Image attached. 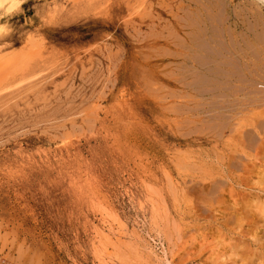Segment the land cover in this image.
Returning <instances> with one entry per match:
<instances>
[{
  "label": "rangeland",
  "instance_id": "374dc122",
  "mask_svg": "<svg viewBox=\"0 0 264 264\" xmlns=\"http://www.w3.org/2000/svg\"><path fill=\"white\" fill-rule=\"evenodd\" d=\"M14 2L0 7V264H264V115L261 147L245 132L264 113V7Z\"/></svg>",
  "mask_w": 264,
  "mask_h": 264
},
{
  "label": "bare ground",
  "instance_id": "6f19581e",
  "mask_svg": "<svg viewBox=\"0 0 264 264\" xmlns=\"http://www.w3.org/2000/svg\"><path fill=\"white\" fill-rule=\"evenodd\" d=\"M75 1H76V0H75ZM208 1H209V0H208ZM254 1H255V0H254ZM256 1H258V0H256ZM6 2H11L9 6H11L12 3H15L14 0H0V7H2L3 4H5ZM79 2H80V1H79ZM197 3H198V2H197ZM7 5H8V4H7ZM5 7H6V6H5ZM12 7H13V6H12ZM263 7H264V6H263ZM3 8H4V7H3ZM204 9H205V8H204ZM218 10H219V9H218ZM207 11H208V10H207ZM7 12H8V11H7ZM218 13H219V11H218ZM98 14H99V13H98ZM216 14H217V13H216ZM218 16H219V15H218ZM9 17H10V16H9ZM219 18H220V17H219ZM9 19H10V18H9ZM182 19H183V18H182ZM215 19H216V17H215ZM179 20H180V19H179ZM183 21H184V20H183ZM215 22H216V24H217V22H218V17H217V21H215ZM182 27H183V26H182ZM182 27H181V28H182ZM184 27H185V26H184ZM11 30H12V29H11ZM216 33H217V31H216ZM217 34H218V33H217ZM255 35H256V34H255ZM261 35H262V33H261ZM247 36H248V35H247ZM217 37H218V36H217ZM255 37H256V36H255ZM258 37H259V36H258ZM32 38H33V37H32ZM30 39H31V38H30ZM34 39H36V38H34ZM260 39H261V38H260ZM31 40H32V39H31ZM208 40H209V39H208ZM33 41H34V42H37V41H35V40H33ZM33 41H32V42H33ZM29 42H30V40H29ZM34 42H33V43H34ZM210 42H212V41H210ZM215 42H216V41H215ZM37 43H38V42H37ZM37 43L34 44V45H38ZM42 43H43V42H42ZM203 43H204V42H203ZM263 43H264V42H263ZM40 44H41V43H40ZM40 44H39V45H40ZM243 44H244V43H243ZM31 45H32V44H31ZM34 45H32V46H30V47H32V49H33V48H34ZM39 45H38L37 47H39ZM30 47H29V48H30ZM250 47H251V46H250ZM263 47H264V45H263ZM245 48H246V47H245ZM38 50H39V49H38ZM33 51L35 52L36 49H35V50L33 49ZM39 52H40V50H39ZM244 52H245V51H244ZM21 53H22V52H21ZM227 53H228V51H227ZM252 53H253V52H252ZM33 54H34V53H33ZM245 54H246V53H245ZM248 54H249V53H248ZM18 56H19V55H18ZM36 56H37V55H36ZM243 56H244V55H243ZM250 56H251V54H250ZM253 56H254V54L252 55V57H253ZM29 58H30V57H29ZM249 58H251V57H249ZM249 58H248V59H249ZM11 59H12V58H11ZM17 60H18V57H17ZM17 60H16V61H17ZM21 60L23 61L22 58H21ZM250 60H251V59H250ZM5 61L7 62L8 60L6 59ZM9 61L11 62V60H9ZM3 62H4V61H3ZM3 62H2V65H1V63H0V66H2V67H3V64H4ZM13 62H14V61H13ZM27 62H28V60H27ZM24 63H25V62H24ZM24 63H23V65H24ZM6 64H7V63H6ZM8 64H10V63H8ZM8 64L5 65V66L8 67ZM11 64H12V63H11ZM11 64H10V65H11ZM244 64H245V63H244ZM20 65H21V64H20ZM23 65H21V67H20V66H19V67H20V68H23V67H24V68L26 69L27 65L25 64L26 67H25V65H24V66H23ZM30 65H31V64H30ZM37 65H38V64H37ZM13 66H14V64H13L12 66H9L8 69H10V68L13 67ZM22 66H23V67H22ZM248 66H249V65H248ZM19 67H16V64H15V68H16V69H18ZM20 68H19V69H20ZM19 69H18V70H19ZM247 69H248V68H247ZM6 70H7V68H2V70L0 71V73H3V72L6 73V74H5V73L3 74L4 76H3L2 74H0V76L2 75V76L4 77V78L1 77L2 80L4 79L5 81H6V75H7L8 73L11 74V71H10V72H9V71L6 72ZM11 70H12V69H11ZM13 70H14V69H13ZM13 70H12V72H13ZM243 70H244V72H245V69H243ZM249 70H250V69H249ZM14 71H16V70H14ZM210 71H211V70H210ZM259 72H260V71H259ZM261 73H262V72H261ZM207 74H209V73H207ZM210 75H211V73H210ZM248 75H249V74H248ZM246 76H247V74H246ZM7 77H10V75H7ZM242 78H243V77H242ZM7 79H8V78H7ZM259 79H260V78H259ZM2 80L0 79V83H1ZM4 80H3V81H4ZM243 80H244V79H243ZM243 80H241V81H243ZM248 81H249V80H248ZM244 82H246V81H244ZM3 83H4V82H3ZM211 83H212V82H211ZM241 83H243V82H241ZM248 83H249V82H248ZM221 84H222V83H221ZM221 84H220V85H221ZM244 84H245V83H244ZM253 84H254V83H253ZM222 85H223V84H222ZM224 85H225V84H224ZM246 85H247V83H246ZM248 85H249V87H251V88H249V89H252L253 85H251V83L248 84ZM248 85H247V86H248ZM250 85H251V86H250ZM194 86H195V85H194ZM247 86H246V87H247ZM230 88H232V87H229V89H230ZM237 88H238V86H237ZM247 88H248V87H247ZM260 88H261V87H260ZM263 88H264V86H263ZM263 88H262V89H263ZM215 89H216V88H215ZM224 89H225V88H224ZM226 90H227V89H226ZM226 90H224V91H226ZM240 90H241V89H240ZM244 90H245V89H244ZM8 91H9V90H8ZM207 91H208V90H207ZM214 91H216V90H214ZM211 92H212V91H211ZM216 92H217V91H216ZM242 92H243V91H242ZM251 92H252V90H251ZM259 92H260V91H259ZM209 93H210V92H209ZM240 93H241V92H240ZM248 93H249V91H248ZM248 93H247V94H248ZM263 93H264V92H263ZM249 94H250V93H249ZM252 94H254V91L252 92ZM252 94H251V95H252ZM255 94H256V92H255ZM255 94H254V95H255ZM259 94H260V93H259ZM259 94L257 93V95H259ZM222 95H223V94H222ZM219 96H220V95H219ZM223 96H224V95H223ZM243 96H244V95H243ZM246 96H247V95H245V98H246ZM259 96H262V97H263L264 95H263V94H262V95L260 94ZM221 97H222V96H221ZM225 97H226V95H225ZM262 97H261V99H260V100H261L260 102H262V103H263V106H264V97H263V98H262ZM217 98H218V97H217ZM247 98H250V96H248ZM259 98H260V97H259ZM259 98H258V99H259ZM243 100H244V99H243ZM254 100H255V99H254ZM256 100H257V99H256ZM234 101H235V100H234ZM234 101H233V102H234ZM236 102H237V101H236ZM251 102H252V101H251ZM254 102H255V101H254ZM254 102H252V103H254ZM260 102H259V103H260ZM212 103H213V102H212ZM212 103H211V104H212ZM231 103H232V102H231ZM247 103H250V100L247 101L246 104H247ZM213 104H214V103H213ZM222 104H223V103H222ZM226 104H227V103H226ZM246 104H245L244 106H247ZM250 104H251V103H250ZM217 105H218V104H217ZM248 105H249V104H248ZM251 105H252V104H251ZM261 105H262V104H261ZM200 106H201V105H200ZM200 106H199V108H200ZM205 106H206V105H205ZM241 106H242V105H241ZM256 106H257V105H256ZM258 106H259V105H258ZM263 106H262V107H263ZM207 107H209V106H207ZM213 107H215V106L213 105ZM232 107H234V106H232ZM251 107H252V106H251ZM56 108H57V107H56ZM59 108H60V107H59ZM202 108H203V107H202ZM223 108H224V107H223ZM254 108H255V107H254ZM263 108H264V107H263ZM83 109H84V108H83ZM194 109H195V108H194ZM200 109H201V108H200ZM209 109H212V107H210ZM213 109H214V108H213ZM216 109H218V108L216 107ZM220 109H221V108H220ZM220 109H219V110H220ZM225 109H227V108H225ZM45 110H46V109H45ZM84 110H85V109H84ZM197 110H199V109H197ZM229 110H230V109H229ZM223 111H224V110H223ZM57 112H58V111H57ZM173 112H174V111H173ZM45 114H46V113H45ZM82 114H83V113H82ZM215 114H216V113H215ZM90 115H91V114H90ZM263 115H264V113H253V118H251V120L253 119V120H252V124H251L252 128L249 130L250 132L248 131V129L245 131V132L248 133L249 135H250V134L252 135V136H251L250 144H255V143L259 144V142H260V141H257V142H256L255 139H254V137L257 138L256 135H259V134H258V132H259L258 130L261 129L260 127L264 126V123L262 124V123H261V120H260V118H263ZM39 116H40V115H39ZM41 116H42V115H41ZM86 116H87V115H86ZM227 116L229 117V115H227ZM89 117H91V116H89ZM39 118H40V117H39ZM84 118H85V117H84ZM93 118H94V117H93ZM194 118H195V117H194ZM262 121H264V120H262ZM228 122H229V121H228ZM72 123H73V122H72ZM226 123H227V122H226ZM85 124H86V123H85ZM92 124H93V123H92ZM193 124H195V123H193ZM193 124H192V125H193ZM202 124H203V122H202ZM207 124H208V123H207ZM218 124H219V123H218ZM218 124H217V125H218ZM222 124H223V123H222ZM261 124H262V126H261ZM87 125H88V124H87ZM219 125H220V124H219ZM226 125H227V124H226ZM202 126H203V125H202ZM202 126H201V127H202ZM205 126H207V125H205ZM222 126H224V124H223ZM228 127H229V126H228ZM241 127H242V124H241ZM203 128H205V127H203ZM211 128H212V127H211ZM220 128H221V126H220ZM248 128H249V126H248ZM259 128H260V129H259ZM194 129H195V128H194ZM197 129L199 130L200 128H197ZM197 129H196V130H197ZM206 129H207V127H206ZM226 129H228V128H226ZM237 129H238V128H237ZM241 129H242V128H241ZM244 129H245V127L243 128V130H244ZM263 129H264V127H262V130H261V131H263ZM90 130H91V129H90ZM201 130H202V129H201ZM209 130H210V129H209ZM221 130H222V128H221ZM239 130H240V129H239ZM239 130H238V131H239ZM251 130H252V131H251ZM202 131H203V130H202ZM235 131H236V130H235ZM247 131H248V132H247ZM192 132H193V131H192ZM65 133H66V132H65ZM193 133H194V132H193ZM196 133H197V132H196ZM246 133H243V136H239V135H238V136H239L238 139L241 140V139L245 136ZM190 134H191V133H190ZM194 134H195V133H194ZM197 134H198V133H197ZM197 134H196V135H197ZM199 134H200V133H199ZM203 134H204V133H203ZM248 134H246V135H248ZM69 136H70V134H69ZM73 136H74V135H73ZM217 136H218V134H217ZM65 137H66V136H65ZM207 137H208V136H207ZM210 137H211V136H210ZM220 137H221V135H220ZM258 139H259V136H258ZM262 140H263V139H262ZM261 143H262V141H261ZM237 144H238V143H237ZM238 145H239V144H238ZM248 145H249V144H248ZM259 145H260V144H259ZM255 146H256V144H255ZM255 146H254V147H255ZM263 146H264V145H263ZM256 147H257V146H256ZM256 147H255V148H256ZM260 147H261V145H260ZM237 149H238V148H237ZM259 150H260V149H259ZM237 151H238V150H237ZM257 152H258V151H257ZM257 152H256V154H258ZM254 153H255V151H254ZM248 156H249L248 154L244 153V157H245V158H248ZM254 156H256V155H254ZM252 157H253V156H252ZM256 158H257V157H256ZM227 159H228V160H227L228 162H233V165H231L233 168L235 167V169H236V168H239V169H241V170H245V164H246V163H245V164L243 163L242 158H241L240 156H236V155L234 154V155L229 156ZM256 160H257V159H256ZM256 160H255V161H256ZM225 163H226V162H225ZM227 164H228V163H227ZM228 165H229V164H228ZM226 166H227V165H226ZM227 167L230 168V166H227ZM232 167H231V168H232ZM231 168H230V170H231ZM258 169H259V168H258ZM258 169H257V170H258ZM221 170H222V169H221ZM228 170H229V169H228ZM260 170H261V169H260ZM200 171H201V170H200ZM223 172H224V171H223ZM223 172H221V173H223ZM226 172H227V171H226ZM226 172H225V173H226ZM244 172H247V169H246ZM200 173H201V172H200ZM221 173H220V174H221ZM225 173H223V174H225ZM247 173H248V172H247ZM224 176H225V175H224ZM235 176H236V175H235ZM247 176H248V175H247ZM225 177H227V176H225ZM232 177H233V176H232ZM245 178H246V177H245ZM226 179H227V178H226ZM220 180H222V179H220ZM220 180L218 181V183H220ZM228 180H229V178H228ZM223 181H224V179H223ZM226 181H227V180H226ZM232 181H233V180H232ZM237 181H238V180H237ZM245 181H246V180H244V182H245ZM208 182H209V183L203 187V189H204V194H205V193L208 194V191H209V189L212 187V185H215V184H214L215 182H213L212 180H211V182H210V181H208ZM230 182H231V180H230ZM240 182H241V181H240ZM263 182H264V181H263ZM216 183H217V182H216ZM223 183H226V182H223ZM223 183H222V184H218V185H220V186L223 185V186H224ZM242 184H243V183H242ZM170 185H171V183H170ZM237 185H239V184H237ZM223 186H221V187L223 188ZM239 186H242V185H239ZM171 188H172V186H171ZM219 190H220V189H219ZM229 191L232 192V190H229ZM175 193H176V192H175ZM229 193H230V192H229ZM258 193H259V192H258ZM228 195H229V194H228ZM217 196H218V195H217ZM207 197H209V196H207ZM213 198H214V197H213ZM233 201H234V200H233ZM190 202H191V201H190ZM217 203H218V202H217ZM211 205H212V204H211ZM218 205H219V203H218ZM245 205H246V204H245ZM199 206H201V205H199ZM250 206H254V205H250ZM258 206H259V204H258ZM202 207H204V206H202ZM205 207H207V206H205ZM235 207H236V206H235ZM235 207H234V209H235ZM244 207H245V206H244ZM261 207H262V206H261ZM261 207H260V208H261ZM263 207H264V205H263ZM208 208H209V207H208ZM247 208H248V206H247ZM210 209H211V208H210ZM234 209H232V210H234ZM262 209H263V208H262ZM211 210H212V209H211ZM218 210H219V209H218ZM227 210H228V209H227ZM234 211H235V210H234ZM249 211H250V210H249ZM243 212H245V211H243ZM247 212H248V211H246V214H249V212H248V213H247ZM254 212H255V211H254ZM261 212H262V210H261ZM231 213H232V212H231ZM258 213H260V212H258ZM204 214H205V213H204ZM233 214H235V213H233ZM236 214H237V213H236ZM241 214H242V213H241ZM254 214H255V213H254ZM237 215H238V214H237ZM256 215L258 216L259 214H256ZM260 215L264 217V214H263V215L260 214ZM229 216H230V215H229ZM229 216H227L225 220H227ZM240 216H241V215H240ZM246 216H248V215H246ZM249 217H250V216H249ZM252 217H253V216H252ZM255 217H256V216H255ZM258 217H259V216H258ZM229 218H230V220H231L232 217H229ZM233 218L235 219V217H233ZM259 218H260V217H259ZM250 219H251V218H250ZM255 219H257V218H255ZM235 220H237V218H236ZM239 220H240V218H239ZM242 220H243V219H242ZM245 220L247 221L248 219H245ZM245 220H243L242 222H244ZM263 220H264V219H263ZM237 221H238V220H237ZM237 221H236V224L238 223ZM240 221H241V220H240ZM246 221H245V223H246ZM170 222H172V221H170ZM242 222H240V223H242ZM257 223H258V222H257ZM251 224H253V223H251ZM263 224H264V223H263ZM254 225H256V224H254ZM172 226H173V225H172ZM174 227H175V226H174ZM242 227H243V226H242ZM254 227H255V226H254ZM255 228H256V227H255ZM260 228H261V227H260ZM257 229H259V228H257ZM261 235H262V234H261ZM176 236H178V235L176 234ZM178 239H179V238H178ZM169 241H170V240H169ZM178 250H179V249H178ZM241 250H244V249H241ZM230 252H231V251H230ZM186 255H187V254H186ZM235 255H236V254H235ZM236 256H237V255H236ZM221 258H222V257H221ZM235 258H236V257H235ZM228 259H229V258H228Z\"/></svg>",
  "mask_w": 264,
  "mask_h": 264
},
{
  "label": "clouds",
  "instance_id": "9594fccd",
  "mask_svg": "<svg viewBox=\"0 0 264 264\" xmlns=\"http://www.w3.org/2000/svg\"><path fill=\"white\" fill-rule=\"evenodd\" d=\"M259 5L264 6V0H258Z\"/></svg>",
  "mask_w": 264,
  "mask_h": 264
}]
</instances>
